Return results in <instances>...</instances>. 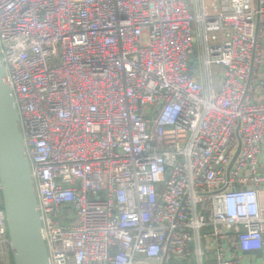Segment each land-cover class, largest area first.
Segmentation results:
<instances>
[{"label":"built area","instance_id":"built-area-1","mask_svg":"<svg viewBox=\"0 0 264 264\" xmlns=\"http://www.w3.org/2000/svg\"><path fill=\"white\" fill-rule=\"evenodd\" d=\"M263 34L264 0H0L51 264L264 259Z\"/></svg>","mask_w":264,"mask_h":264},{"label":"water","instance_id":"water-1","mask_svg":"<svg viewBox=\"0 0 264 264\" xmlns=\"http://www.w3.org/2000/svg\"><path fill=\"white\" fill-rule=\"evenodd\" d=\"M6 75L0 55V183L13 264H51L20 116Z\"/></svg>","mask_w":264,"mask_h":264},{"label":"crops","instance_id":"crops-1","mask_svg":"<svg viewBox=\"0 0 264 264\" xmlns=\"http://www.w3.org/2000/svg\"><path fill=\"white\" fill-rule=\"evenodd\" d=\"M261 49H262L263 58H264V34H263V37L261 39ZM215 71L217 73H218V71L220 72L218 74H215V76L217 75L218 77H217V80L214 81V89H215V91H219L220 79H221V77H220L221 68H217ZM262 77H264V65L262 67ZM259 169H260V173L264 174V144L262 146V151H261V155H260ZM261 203H262V214H263V218H264V188L262 189V192H261ZM244 260H246V264H264V259L262 258V255L260 253L245 254ZM12 262H13L12 254H10V252L9 253H2V251L0 250V264H12ZM186 262L188 264H196L195 261H194V263L193 262L191 263L190 261H186ZM205 264H217L216 256H215L214 252L210 251V252H208V254H206Z\"/></svg>","mask_w":264,"mask_h":264},{"label":"rangeland","instance_id":"rangeland-1","mask_svg":"<svg viewBox=\"0 0 264 264\" xmlns=\"http://www.w3.org/2000/svg\"><path fill=\"white\" fill-rule=\"evenodd\" d=\"M194 63L195 64H197L198 63V60H199V52H198V48H197V43H196V41L194 42ZM217 69V68H216ZM216 69H214V73L215 74H218V73H220L219 71H218V73L215 71ZM217 75L215 76V78H214V81L215 80H217Z\"/></svg>","mask_w":264,"mask_h":264},{"label":"trees","instance_id":"trees-1","mask_svg":"<svg viewBox=\"0 0 264 264\" xmlns=\"http://www.w3.org/2000/svg\"><path fill=\"white\" fill-rule=\"evenodd\" d=\"M12 259H13V256H12ZM12 264H13V262H12ZM174 264H180V263H174ZM183 264H188V263H183Z\"/></svg>","mask_w":264,"mask_h":264}]
</instances>
